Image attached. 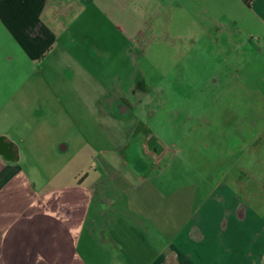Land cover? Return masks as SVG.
<instances>
[{
	"label": "crops",
	"instance_id": "0c3cea01",
	"mask_svg": "<svg viewBox=\"0 0 264 264\" xmlns=\"http://www.w3.org/2000/svg\"><path fill=\"white\" fill-rule=\"evenodd\" d=\"M172 8H205L172 38L201 29L247 85L264 0H0V264H264V123L200 193L131 102Z\"/></svg>",
	"mask_w": 264,
	"mask_h": 264
},
{
	"label": "rangeland",
	"instance_id": "374dc122",
	"mask_svg": "<svg viewBox=\"0 0 264 264\" xmlns=\"http://www.w3.org/2000/svg\"><path fill=\"white\" fill-rule=\"evenodd\" d=\"M194 11L199 25L205 26V8H172L174 19L159 30L162 40L149 46L151 59L135 68L145 69L149 87L134 94L131 102L140 107L136 112L145 116L144 122L164 142L166 151H176L167 162L176 181L197 184L199 192L205 193L238 172L241 153L251 144L254 131L249 123L257 122L258 129L264 123V59L244 61L245 85L238 61L227 58L226 46L212 44L201 29L196 44L173 39L193 30L189 20ZM251 83L261 91H249ZM40 159L60 161L54 155Z\"/></svg>",
	"mask_w": 264,
	"mask_h": 264
}]
</instances>
